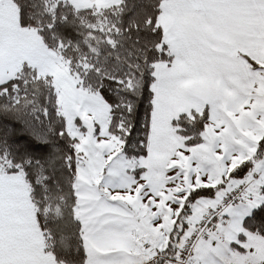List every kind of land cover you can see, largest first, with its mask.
<instances>
[{
    "label": "snow or ice",
    "instance_id": "6c2138e0",
    "mask_svg": "<svg viewBox=\"0 0 264 264\" xmlns=\"http://www.w3.org/2000/svg\"><path fill=\"white\" fill-rule=\"evenodd\" d=\"M0 264H264V0H0Z\"/></svg>",
    "mask_w": 264,
    "mask_h": 264
}]
</instances>
